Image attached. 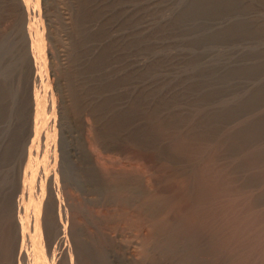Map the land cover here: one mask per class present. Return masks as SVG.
<instances>
[{
  "label": "rangeland",
  "instance_id": "obj_1",
  "mask_svg": "<svg viewBox=\"0 0 264 264\" xmlns=\"http://www.w3.org/2000/svg\"><path fill=\"white\" fill-rule=\"evenodd\" d=\"M193 1L37 0L55 118L50 195L62 208L58 262L229 264L211 237L264 194V176L252 181L264 174V159L243 165V154L225 137L242 121L264 115V98L224 121L213 117L222 100L233 102L264 85V0H237L221 14L198 19L183 15ZM25 8L24 0H0V32L20 63L14 83L28 95L25 77L33 65L20 60L27 49ZM84 8L79 42L75 21ZM241 22L243 31L225 32ZM104 50L110 60L89 69ZM74 91L82 99L77 107ZM1 121L0 153L16 119ZM252 145L249 150L263 147L264 136ZM22 158L3 162L1 171L16 178ZM222 176L230 183L226 195L198 198L207 178ZM0 264L8 261L0 257Z\"/></svg>",
  "mask_w": 264,
  "mask_h": 264
},
{
  "label": "bare ground",
  "instance_id": "obj_2",
  "mask_svg": "<svg viewBox=\"0 0 264 264\" xmlns=\"http://www.w3.org/2000/svg\"><path fill=\"white\" fill-rule=\"evenodd\" d=\"M24 1L26 8L23 15V26L25 27L24 41L26 40L27 45L25 46L27 49L23 57L19 58H21V61L22 59L25 61L26 58H29L32 62L30 65H33L30 66L32 67V71L29 70L31 71L30 75L27 74L29 76L25 77L27 78L25 79L27 80V85L25 86H27L26 89L29 91L28 95L20 92L21 89L19 90L17 85H15L16 83H14L13 75H16L14 71L19 68L17 66V69H15V66L20 63L16 59H13L14 57L11 55L14 48L8 41V36L0 32V121L2 120V123L10 125L12 120L16 119L14 129L11 128L10 141L0 153V193L3 190H8L3 195L0 194V257L8 261V264H68V260H65L66 256L61 262H58L57 259L59 237H57L55 231L57 230L56 223L58 219H62L60 217L62 215V208L56 202L57 200L55 201L52 198L53 195H50V189L53 188V182L55 181L51 170L53 166L56 168L53 163H56V150H54L55 153L53 151V142L55 141V124H53V121H55V118L52 94L46 80L42 21L37 7V0ZM236 2L237 0H194L193 3L187 5L183 10V15L191 18L197 17L195 19H198L200 16L218 15L233 7ZM86 12L87 10L84 8L83 13L75 21L77 34H80L76 35L78 38L85 32L83 16H85ZM195 19L193 18V20ZM243 29L244 24L241 22L225 32L234 34L238 33V31H243ZM82 39L84 40V37ZM78 40L79 42L81 41L80 38ZM105 49L109 53L107 46ZM104 53L99 54V59H97L96 56L98 55H96L97 60L93 57L95 61L92 59L91 65L88 60V66L91 67L89 69L96 68V66L103 65V63H107L110 60L107 59L105 61L107 53L106 51ZM80 55L83 54L80 52L79 57ZM74 59L76 58L74 57ZM257 69L256 66L255 68L246 70L249 73ZM90 72H94V70ZM105 73H107V70ZM19 80L23 81V79ZM78 92L74 91L73 93V101L75 102L73 106L76 107L81 104L79 101L82 100H80L82 91L80 92L81 95ZM242 97H237L233 102L222 100L221 110L214 115L213 119L224 121L237 114L241 108L248 110L247 108L257 107L264 98V85H260L253 93ZM106 98L101 99L106 100ZM239 106H241L240 109H238ZM101 107L103 108L104 105ZM114 116L116 117L118 114L115 113ZM110 122L112 121L110 120ZM107 125L109 126L108 123ZM117 125L115 123L112 128L120 129L117 128ZM109 127L111 128V126ZM120 127L123 130L124 125H120ZM119 131L121 130L116 132ZM263 136L264 115L242 121L239 128L226 134L225 141L231 147L239 149V152L243 154V165L246 163L258 165L264 159V146L258 147L260 145H257L258 140H261ZM177 138L181 139L180 136ZM249 145H255V147L257 145V150H249ZM17 155L25 157V159L22 158L25 162L20 174L16 178H13L6 174L7 172L4 174L1 171V167L3 162ZM55 172L53 173L55 174ZM1 173H3V176ZM263 176V173L256 174L253 176L252 181ZM228 181L229 179L223 178V176L216 179L215 177L214 179L207 178L204 186L198 188V198L205 197V200L211 201L215 197L226 195L229 190L228 184L230 185V183H227ZM14 186L21 187V191L18 194V191L15 192ZM9 189L14 191L11 192ZM197 200L199 199L194 195V198H191V203L197 205ZM261 204H264V194L250 201L246 209L236 214L228 226H225L219 232L212 233L211 241L214 250L220 253L221 257L225 255L229 264H264V209H258ZM72 251L66 252L69 254V257L72 256V253L74 254Z\"/></svg>",
  "mask_w": 264,
  "mask_h": 264
}]
</instances>
